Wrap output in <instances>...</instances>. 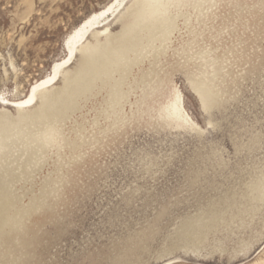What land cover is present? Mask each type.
Segmentation results:
<instances>
[{"label": "rangeland", "instance_id": "rangeland-1", "mask_svg": "<svg viewBox=\"0 0 264 264\" xmlns=\"http://www.w3.org/2000/svg\"><path fill=\"white\" fill-rule=\"evenodd\" d=\"M114 1L0 0L3 127L27 133L0 144L2 174L26 165L0 199V264H264V0H121L71 54ZM151 18L164 38L123 41ZM110 34L132 67L83 70L26 124L11 104L70 56L42 88L65 89Z\"/></svg>", "mask_w": 264, "mask_h": 264}, {"label": "bare ground", "instance_id": "bare-ground-1", "mask_svg": "<svg viewBox=\"0 0 264 264\" xmlns=\"http://www.w3.org/2000/svg\"><path fill=\"white\" fill-rule=\"evenodd\" d=\"M151 1H153V0H134L129 5V7H127L126 11H128L129 13H136L138 15L141 13H149V14L153 13V11L155 9L149 8V9L145 10L143 8L144 5L147 8L148 4ZM163 1L167 2V1H172V0H163ZM120 2H121V0H115L110 5H108L106 8H103V10H101L98 13L93 14L92 16L88 17L69 35V37L66 40V45H67L68 50L70 51L71 54H72L71 51H73L74 46L84 38L85 34L89 31V29L92 27V25H94L96 23V19H99V18L105 16L108 12H113L114 8L116 6L120 5ZM138 23H139V19H137L135 24L133 25V30H132L133 33L132 34H130L128 31H126L125 35H127V36H125L123 38V41H126V40L136 41L137 35L143 30H146L148 32L147 37H146V39H148V40L162 39L165 37V33H166L165 28L162 26V24L158 20H154L151 18V24L149 26H148V21L146 23L145 22L143 23V21H142V23H143L142 26H138ZM91 35L95 37L96 35H98V33L94 32ZM118 37H119L118 35L116 36V35L110 34L109 36H107V42H104V43H99L98 38H96V41L93 43H90V42L82 43L79 46V50H78L79 54L82 53V55H83L81 67H80L81 69H76L74 71H65L62 73V78H63L64 83H65V89H63V88H53V89H46L45 88V89H42V88L46 84L50 83L56 76L57 77L59 76V74L61 73V70H62V69H60L61 65L66 63L69 60L70 56H68V58L64 59L63 61L54 64L52 67L51 75L39 80L36 84H34L32 86V88L30 90V94L26 98V101L14 102L11 105L16 107L19 116L22 117L27 124L28 122L34 120L33 116H35V112H37L38 110L40 112V110H43L42 108L48 107L47 109H49L50 104H55V102H57L59 100V98L62 96V94L63 93L65 94L69 89H72L74 87V85H78L76 88V89H78V87H80V86H79V84L76 83V81L79 78V73L82 74L83 70L87 71V68H89V67H92V66L94 67V65H100L99 68L92 70L93 71L92 73H94L92 76H95V75L101 74V73L103 74L104 71L107 70L106 68H108V67H110L111 73H113V74L118 73L119 70L124 68V67H126L127 70H129L133 65V60L130 59L126 50H124L118 46V41H119ZM107 46H109L111 49L114 50L113 54L108 53V51L105 49ZM147 46H149V45L147 44L144 46V51L148 50ZM102 51H104V52H102ZM123 52H125V56H124L125 60L121 61L118 58H121L123 56ZM136 55L142 57L143 53L140 55H138V54H136ZM113 59H115V61H116L115 65L110 63ZM124 72H126V70H124ZM123 77H124L123 74L119 75L120 82L123 79ZM80 85H81V82H80ZM36 99L38 101L37 102L38 108L33 110V111H27L26 107H28L32 103H35ZM207 106H208V104H207ZM63 107H65V106L63 105ZM38 117H39V115H38ZM5 122L15 123L7 111L0 110V144L4 143L5 141H7V144H8V141H12L10 139H17L18 140V138L21 139V136L23 134H27L25 132L19 131L20 127L17 123H16L17 125L15 126V128H18V129H16L17 132H15L14 129H7L8 127H3L5 125L4 124ZM12 132H14V133H12ZM12 137H14V138H12ZM15 145H16V142H15ZM4 146H5V143H4ZM2 147H3V145H2ZM24 148L25 147L23 146V150L27 149V148H25V149ZM29 153H31V152H29ZM23 155H24V157H26L25 154H23ZM33 155H32V157H33ZM0 156L2 157V155H0ZM24 157L19 159L20 162ZM3 159H5V158H3ZM12 159L14 160L13 162H15L16 159H14V158H12ZM0 160H1V158H0ZM17 161H18V159H17ZM6 162H7V159H6ZM6 162L3 165H5ZM7 163H10V162H7ZM21 164H22V162H21ZM21 164L19 166H21ZM12 165H14V163ZM1 166H2V164L0 165V167ZM8 166H11V165H8ZM13 167H12V169H13ZM18 167L16 169V172L13 173V175H10L7 171L6 172L4 171L5 173L3 172V174H2V171H0V199L4 198V196L10 191L9 190L10 189L9 184L12 182V180L13 181L16 180L17 177L21 174V172H24L26 169L25 168L26 165L21 166V168H18ZM8 169H9V167H8Z\"/></svg>", "mask_w": 264, "mask_h": 264}]
</instances>
